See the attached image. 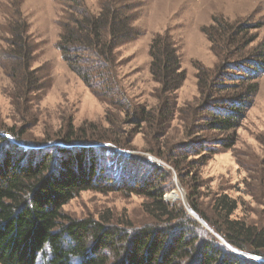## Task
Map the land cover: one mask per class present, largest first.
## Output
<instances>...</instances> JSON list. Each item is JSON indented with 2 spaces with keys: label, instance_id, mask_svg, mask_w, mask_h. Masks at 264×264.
<instances>
[{
  "label": "trees",
  "instance_id": "trees-1",
  "mask_svg": "<svg viewBox=\"0 0 264 264\" xmlns=\"http://www.w3.org/2000/svg\"><path fill=\"white\" fill-rule=\"evenodd\" d=\"M68 1L70 11L61 21L56 45L63 60L96 95L120 106L126 119L154 122L156 110L132 107L114 68L116 48L139 34L132 25L134 6L125 0H106L101 11L93 13L81 0ZM19 21L10 29V63L7 67L1 60L0 64L16 84L27 86L32 80L33 47L29 23ZM260 27L257 23L254 28ZM201 30L222 60L214 69L196 63L202 100L194 112L200 115L198 131L208 135L195 144L206 146L204 153L211 142L228 148L236 144L234 131L260 91L264 41L250 46L257 35L250 33L246 22L215 18ZM150 56V71L159 83V123L175 111L174 94L187 73L169 30L153 38ZM88 130L71 125L61 138L32 148L21 140L23 134L0 124V264H264V226L231 220L237 208L234 199L226 195L218 199L225 216L215 221L188 195L189 207L210 227L205 228L184 204L166 201L170 187L164 185L168 173L162 165L140 167L131 157L102 145L110 142L125 149L119 135ZM224 133L228 135L222 137ZM186 147H179L181 154L188 153ZM150 152L168 161L181 178L184 165L174 160L173 153ZM89 189L142 194L161 214L152 213L149 222L127 227L110 218L64 213L69 201Z\"/></svg>",
  "mask_w": 264,
  "mask_h": 264
},
{
  "label": "rangeland",
  "instance_id": "rangeland-1",
  "mask_svg": "<svg viewBox=\"0 0 264 264\" xmlns=\"http://www.w3.org/2000/svg\"><path fill=\"white\" fill-rule=\"evenodd\" d=\"M104 1L81 0V4L93 13H99ZM125 2L134 6L136 16L132 25L139 34L116 48L114 68L120 89L128 96L132 107L156 110L154 122L126 119L120 106L96 95L63 60L56 45L62 31L61 21L70 11L68 0H0V61L3 60L8 67L10 29L12 25L21 24L19 19L29 23L28 34L33 47L30 59L32 80L28 88L16 84L0 64L1 127L5 130L14 128L19 135L23 134L21 140L33 144L32 148L39 142L61 138L71 125L90 129V134L112 131L123 139L126 148L110 142L102 145L131 157L140 167L145 163H159L164 167L168 173L164 185L170 187L165 194L167 202L182 203L190 213L187 196L191 195L202 211L220 221L224 220L225 210L218 199L226 195L237 203L231 220L264 226V74L260 76V91L252 107L241 126L234 131L236 144L233 147L211 142L209 151L204 152L207 156L203 158L201 151L206 146L195 143L202 141L208 133L198 131L200 115L194 112L202 100L196 63L214 69L222 61L212 51L202 27L212 24L215 18L246 22L250 33L257 35V40L250 45L253 48L264 41V0ZM257 23H261L260 28H254ZM165 30L173 36L187 77L174 94L175 111H171L168 119L157 123L159 83L150 71V46L153 38ZM226 135L228 133L222 137ZM9 137L13 139V136ZM180 146H187L188 153L181 154ZM151 150H169L175 161L183 162L181 178L168 161ZM156 208L154 202L142 194L103 193L89 189L79 192L63 211L75 218L104 217L122 226L135 227L149 222L152 213L161 214ZM195 217L210 229L198 215Z\"/></svg>",
  "mask_w": 264,
  "mask_h": 264
},
{
  "label": "water",
  "instance_id": "water-1",
  "mask_svg": "<svg viewBox=\"0 0 264 264\" xmlns=\"http://www.w3.org/2000/svg\"><path fill=\"white\" fill-rule=\"evenodd\" d=\"M190 213H192L194 216L196 215V213L193 210H191V209H190Z\"/></svg>",
  "mask_w": 264,
  "mask_h": 264
}]
</instances>
